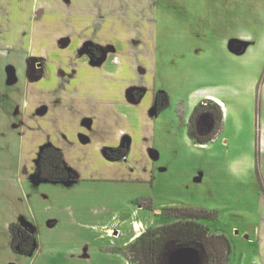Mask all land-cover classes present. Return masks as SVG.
<instances>
[{"label": "rangeland", "instance_id": "obj_1", "mask_svg": "<svg viewBox=\"0 0 264 264\" xmlns=\"http://www.w3.org/2000/svg\"><path fill=\"white\" fill-rule=\"evenodd\" d=\"M145 1L28 0L16 6L2 0L0 264L30 263L12 247L11 225L20 217L42 230L39 264L134 263L133 242L121 246L133 207L144 210L130 227L138 221L141 233L184 220L177 215L205 212L196 221L229 240V264H264V0H155L150 8ZM98 14L97 27L77 28ZM111 22L114 36L104 46L114 49L115 64L83 59L77 40L59 52L60 34L86 37L98 47ZM33 56L43 61L38 79ZM106 83L116 94L126 86L143 89L140 105L150 115L163 95L158 114L146 113L144 137L131 158L106 162L98 141L69 146L78 184L33 189L25 171L37 147L99 116L95 91ZM109 116L112 135L128 127L116 112ZM145 147L158 154L153 164ZM116 154L118 160L128 155ZM50 222H56L52 229ZM105 228L117 232L115 238L98 241ZM85 245L89 259L80 258Z\"/></svg>", "mask_w": 264, "mask_h": 264}, {"label": "crops", "instance_id": "obj_2", "mask_svg": "<svg viewBox=\"0 0 264 264\" xmlns=\"http://www.w3.org/2000/svg\"><path fill=\"white\" fill-rule=\"evenodd\" d=\"M36 0H33V4ZM28 0H13V3L18 6V5H26ZM65 2H68V0H65ZM81 4L87 3V0H79ZM110 3V0H108ZM147 2V4H146ZM155 0H146L145 4L147 5L146 8H150L151 5H153ZM2 0H0V7ZM145 6V5H144ZM38 11V10H37ZM99 15L103 16L101 14H98V18L96 15V19H93L92 17L90 19L87 18L85 22H82L80 25L77 26L78 29L84 30L85 28L91 29L95 28L98 26L99 23ZM78 18V17H76ZM92 20H95L93 22ZM105 35L107 39L105 40L102 39L100 44H96L99 49L102 51V56L98 59H94L90 57L87 52H86V47L94 45L95 43H92L88 38H79V39H72L71 37L69 38L70 35L66 34H60V36L57 39H60L62 41L61 46L59 47V52H67L69 47L71 46V43L74 40H77L76 42L77 47L76 51L82 57L83 59L89 60V62L93 65L96 66H104L106 67L109 64H115L116 60L118 59V56H114L113 58L110 59L112 50H114L111 46H104L105 43L111 42L109 36H114V23L110 24V27L106 30L105 29ZM54 39V40H57ZM53 40V41H54ZM51 41V44L52 42ZM42 41L39 42L41 44ZM50 44V46H51ZM82 44H86V46L83 47L80 51V47ZM102 45V46H101ZM39 53V52H38ZM62 56V55H61ZM31 59H35L34 56ZM108 73H115L114 69H109ZM35 78V77H34ZM121 89V87H120ZM124 91L121 93L116 94L115 92V86L113 84L106 83L105 85L99 87L95 91V106L98 108H101L99 110L98 114L99 116H88L84 119H82L79 123V128L75 130V132L71 134H59L57 133L55 136H48L46 139H44L41 144L37 147V152L35 153V157L33 156L32 159V165L30 167V170L28 169L25 171V176L28 178V183L33 189H38L44 184H54V185H62L67 188H73L78 184V181L80 179L77 171L72 167V165L68 162V154L70 153V147H75V145H83L87 146L91 144L93 141L97 142L96 145V150L101 152V155L103 156V159L106 160L108 163L115 164L117 162H127L133 153V150L135 149L136 145L141 141V138L144 136L141 134V126L142 122L145 118V115L149 116V118H153L156 116L158 113L155 114L154 109L152 110V114H149V109L147 112H144L143 108H141V102H143L144 99V94L140 99H136L134 96V91L135 90H141L144 92L143 89H140L139 87H131V86H126L123 87ZM124 92V95H123ZM110 98V99H103V98ZM217 99V98H215ZM154 105V104H153ZM153 105L151 107H153ZM149 108V107H148ZM224 110V108H223ZM113 113H117L118 117L122 119L125 124L128 125L126 129H120L118 130L114 135L110 133V123H113V118H111V115ZM147 113V114H146ZM107 115V116H106ZM138 140V141H137ZM66 143V144H65ZM46 147H54L60 151H62L64 155V160H63V165L64 167L68 170L70 173L71 180L70 181H64V182H50V181H37L36 175L38 174V163H39V158L41 155V151L43 148ZM119 147H127L128 148V155L124 160H112L107 157L106 152L108 150H113ZM146 148V147H145ZM145 152H147V160L149 163L153 164V162L156 161L158 154L154 150V148H146ZM133 169H131L132 171ZM148 173V171H146ZM134 200V199H133ZM133 200L131 201L130 204H132ZM129 204V206H130ZM131 208V207H130ZM138 208L133 207L131 211V216L134 219L137 215L140 214V212H143L144 210L141 209V211L137 210ZM145 213H149L148 211ZM146 214V216H147ZM132 218L130 219V223L132 226ZM17 223H20L24 225L26 228H28L29 232L33 235L35 239V249L33 252L29 255H26L27 257H31L30 263L29 264H35V262H39V254L41 252V249L43 248V245H45V242L39 238L40 232L42 230H38V226L35 222H30L28 221L27 218L20 217V219L17 221ZM138 221H134V227L133 228H128L126 230V233H122L123 237H125V241H122L121 246L129 245L130 243L134 242L142 233L141 230L139 229V226H135ZM56 222H50L48 224V227L50 229L54 228ZM51 231V230H49ZM117 232L113 233V229L111 228H105L104 231L100 232L99 234H96V239L98 241H104V240H113L115 238V235ZM119 236V235H117ZM47 243V242H46ZM49 245V241L47 243ZM58 244V242H57ZM56 244V245H57ZM56 245H54L56 247ZM53 246V245H51ZM55 247L52 248L53 251L57 252L55 250ZM82 253L80 254V258L82 259H89L91 258V251L89 250V247L86 245L82 247ZM58 250V249H57ZM103 248L100 249L102 252ZM118 256H121L118 254ZM36 257V258H35ZM124 259V258H123ZM52 261V260H51ZM50 261V263H51ZM125 261V264H129L128 261ZM38 263V264H39ZM51 264H56L54 261Z\"/></svg>", "mask_w": 264, "mask_h": 264}, {"label": "trees", "instance_id": "obj_3", "mask_svg": "<svg viewBox=\"0 0 264 264\" xmlns=\"http://www.w3.org/2000/svg\"><path fill=\"white\" fill-rule=\"evenodd\" d=\"M162 97L163 95H159L157 98L159 110L162 107ZM117 152L120 151H108L107 155L110 159L118 160L120 156L116 154ZM63 160L62 151L54 147L45 148L38 163L40 179L50 182L68 180L69 174L63 166ZM205 216H208L205 212L177 215L184 220L146 230L129 247L134 256V263L169 264L168 254L171 250L192 247L201 251L202 264H229L230 242L225 236L213 234L208 227L196 221ZM11 233L13 249L23 254H30L31 248L17 247L19 236L23 233L21 227L18 224H12ZM134 263L131 261V264Z\"/></svg>", "mask_w": 264, "mask_h": 264}, {"label": "flooded vegetation", "instance_id": "obj_4", "mask_svg": "<svg viewBox=\"0 0 264 264\" xmlns=\"http://www.w3.org/2000/svg\"><path fill=\"white\" fill-rule=\"evenodd\" d=\"M92 46L93 45L88 47L87 54L90 57L94 58V59L100 58L102 56V51L98 47H96V46L92 47ZM31 60H33L32 61V70H34L33 71V75L35 76V78L38 79L40 77H43L44 73H45L44 72L43 61L39 60L38 63H37V62H34L35 61L34 59H31ZM38 73H41L42 76L39 75ZM35 74H38V75H35ZM140 93H142V91H140V90H136V92L134 93V95H136L135 98L137 100L139 99V97L142 96ZM153 109L155 111H157V113L159 112V109L157 107V101H156V104L151 108V110H153ZM108 151H120V152H123V153L127 154L128 153V148L127 147H119V148H116V149H113V150H108ZM108 151L106 152V155H107ZM107 157H108V155H107ZM108 158H110V157H108ZM38 170H39V165H38ZM67 172H68V170H67ZM68 174H69V179L66 180V181H70L71 180L70 173L68 172ZM62 182H64V181H62ZM15 224H18L21 227V229L23 230V233H21L20 236H19V241H18L17 247L21 248V249L31 248V252H30V254H31L33 252V250L35 249V246H36L35 239H34L33 235L28 231L29 229L26 228L24 225H22L20 223H15ZM21 254H23V253H21ZM23 255H29V254H23Z\"/></svg>", "mask_w": 264, "mask_h": 264}, {"label": "water", "instance_id": "obj_5", "mask_svg": "<svg viewBox=\"0 0 264 264\" xmlns=\"http://www.w3.org/2000/svg\"><path fill=\"white\" fill-rule=\"evenodd\" d=\"M241 52L243 53L244 49H242ZM44 149L45 148H43L42 151ZM36 179L37 181H45L40 179L39 173L36 175ZM202 261L203 256L201 251L192 247L177 248L171 250L168 254L169 264H202Z\"/></svg>", "mask_w": 264, "mask_h": 264}]
</instances>
